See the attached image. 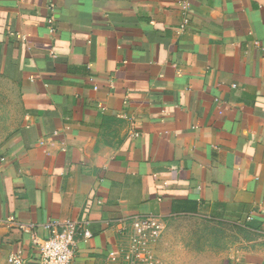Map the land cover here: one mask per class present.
Segmentation results:
<instances>
[{
    "label": "crops",
    "instance_id": "1",
    "mask_svg": "<svg viewBox=\"0 0 264 264\" xmlns=\"http://www.w3.org/2000/svg\"><path fill=\"white\" fill-rule=\"evenodd\" d=\"M0 81V264L64 220L92 234L72 264H124L144 216L239 229L211 264H264V0H0Z\"/></svg>",
    "mask_w": 264,
    "mask_h": 264
},
{
    "label": "rangeland",
    "instance_id": "2",
    "mask_svg": "<svg viewBox=\"0 0 264 264\" xmlns=\"http://www.w3.org/2000/svg\"><path fill=\"white\" fill-rule=\"evenodd\" d=\"M22 122L23 107L16 91L0 81V155ZM241 237H244L241 230L213 220H178L161 234L158 258L155 255L154 258L158 264L163 261L168 264H211L230 253Z\"/></svg>",
    "mask_w": 264,
    "mask_h": 264
},
{
    "label": "built area",
    "instance_id": "3",
    "mask_svg": "<svg viewBox=\"0 0 264 264\" xmlns=\"http://www.w3.org/2000/svg\"><path fill=\"white\" fill-rule=\"evenodd\" d=\"M133 235L130 247L123 252L124 264H158L154 258L152 246L165 230V220L157 216H144L131 222ZM22 224L20 229L24 230ZM46 234L43 237L33 235L30 244L38 258L33 264H72L75 258L76 237L84 240L91 237L86 224L64 220L42 224ZM113 256V253H110ZM6 264H28L22 251L10 254Z\"/></svg>",
    "mask_w": 264,
    "mask_h": 264
}]
</instances>
